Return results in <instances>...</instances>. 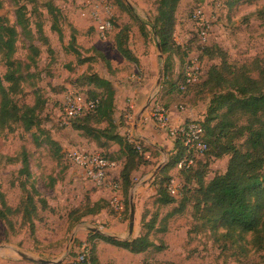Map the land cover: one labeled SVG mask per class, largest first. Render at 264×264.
I'll return each instance as SVG.
<instances>
[{
    "label": "rangeland",
    "instance_id": "1",
    "mask_svg": "<svg viewBox=\"0 0 264 264\" xmlns=\"http://www.w3.org/2000/svg\"><path fill=\"white\" fill-rule=\"evenodd\" d=\"M95 1L104 2L112 15L113 29L105 42L97 38L88 14L87 4ZM122 1L131 12L121 9L115 0H17L19 6L27 8L30 29L34 34L32 45L40 49L37 66L28 71L33 76L25 79L21 85L19 102L33 105L37 100L33 92L39 90L45 102L41 113L42 128L57 141L60 149L55 156L48 145H38L44 140V135L39 136L40 143H36L30 133L21 128L16 127L12 133L5 131L0 134V188L8 204L15 207L20 198L25 196L24 191L18 187L20 179L17 172L20 164L17 161H7L8 158H17L23 149L29 155L31 178L48 202V207L38 212L33 235L26 227L18 230L14 236L8 235L5 232L6 227L0 222V264L20 261L19 253L68 264L77 256V247H73L78 242L75 231L88 217L71 226L67 215L80 205H92L91 203L96 202L93 194L97 192L102 195L99 202L103 204V211L100 213L117 216L125 225L126 232L128 230L129 206L125 213L116 212L109 205L108 192L90 187L82 171L73 167L66 158L69 151L86 149L116 160L118 168L113 172H120L122 169L120 153L117 151L115 155L111 154L117 150L116 146H112L109 153L101 151L94 143L73 131L71 122L67 126L61 125L63 98L68 91L100 98L94 87L81 82L84 76L93 73L111 81L115 87L117 98L114 120L119 126L118 131L126 140L131 133L133 139L146 143H140L143 148H149L146 165L133 174V184L129 192L128 204L132 200L135 209L134 229L129 239L144 232L140 223L142 218L145 222L154 219L155 227L150 233V240L161 251L152 249L137 257L140 258L139 261L132 263L264 264V249L254 251L252 245H248L246 248L250 251L246 257L235 255V249L222 252L213 244L208 230L197 228L198 222L193 219V202H185L183 199L185 194L189 195L196 188L195 180L187 182L188 171L178 173L174 168L171 169L167 176H177L181 185L179 194L172 197L174 202L169 206L158 207L154 204L159 181L157 177L173 156L174 143L157 129L150 117L152 106L159 104L168 110L175 107L178 111V107L183 106L186 111H193L194 116L191 119H204L210 95L198 85L192 87L182 99L177 92L185 70L195 63L199 68L200 82L205 80L209 68L220 64L218 59L203 55L206 48L219 47L226 53L227 60L236 65L249 64L256 58L262 59L264 0L253 3L250 0H181L172 32V43L177 49L175 53L168 55L171 72L165 76L163 67L167 55H163L161 51L162 58L159 57L157 37L151 27L156 14V0ZM49 3L59 10L60 34L52 29L53 19L46 10ZM198 9L203 11L210 22L209 37L204 43L199 40L192 20L193 12ZM15 11L14 0H3L0 18H5L9 25L15 26ZM36 23L42 27L45 42L35 35ZM124 26L129 27L127 47L138 59L136 65L125 61L114 47L115 37ZM17 31L20 32V28L17 27ZM26 55L25 38L21 36L17 44L16 58L25 63ZM106 62L109 63V69ZM3 72L4 66L0 61V73ZM159 75L160 84L156 86ZM142 110L144 111L141 113ZM138 117L143 137L141 134L135 136L131 131ZM158 135L160 137L156 138ZM168 141L171 143L169 148L166 146ZM227 162L228 157L219 160L203 159L201 165L207 166L205 181L222 174ZM54 178L55 182L52 184L51 179ZM90 225L97 226V223L91 220ZM108 264L114 263L110 261Z\"/></svg>",
    "mask_w": 264,
    "mask_h": 264
},
{
    "label": "trees",
    "instance_id": "2",
    "mask_svg": "<svg viewBox=\"0 0 264 264\" xmlns=\"http://www.w3.org/2000/svg\"><path fill=\"white\" fill-rule=\"evenodd\" d=\"M180 1H155L156 14L151 27L163 55H167L163 67L164 76L171 72L168 55L175 53L177 49L172 43V32ZM250 1L253 3L257 0ZM115 2L124 11L131 12L122 0ZM14 4L15 26L9 25L5 18H0V61L4 66V72L0 73V134L5 131L12 133L17 127L30 133L36 143H40L39 136L44 135V140L38 145H48L56 156L60 149L59 145L42 128L41 113L45 102L39 90L33 92L37 98L33 105L19 102L21 85L25 79L33 76L29 75L28 71L37 66L40 49L32 45L34 34L30 29L26 6H19L17 0H14ZM2 5L3 0H0V9ZM46 10L53 19L52 29L60 34L59 10L52 3L46 5ZM17 27L20 28V32L17 31ZM128 31L129 27L124 26L118 32L114 47L125 61L136 65L138 59L127 47ZM35 35L46 41L39 23L35 25ZM21 36L26 42L25 63L16 58L17 44ZM203 55L210 59H218L220 64L212 65L204 81L187 86L185 91L179 89L184 81L183 75L177 92L182 99L192 87L198 85L210 95L204 119L196 120L203 129V140L207 144L204 159L219 160L228 157V162L225 171L215 175L208 182L205 181L207 166L201 165L202 160L191 169L183 171H188L187 182L195 180L196 185L192 193L187 196L185 194L183 199L185 202L189 200L193 202V219L198 222L197 228L208 230L209 237L220 251L235 249V255L246 257L250 251L246 248L248 245H252L254 251L264 249V56L262 59L256 58L249 64L236 65L227 60L226 53L219 47L206 48ZM106 63L109 69V63ZM81 82L94 87L100 98L89 97L99 100L95 111L73 119L71 129L94 143L101 151L109 153L112 146L119 148L118 152L123 160L119 175L120 195L124 206L122 213H125L129 206L128 197L133 184V174L146 165L145 159L149 157L147 155L149 148H143L140 144L142 142L136 139L129 143L120 135L119 126L114 120L116 90L111 81L93 73L84 76ZM136 146H141L142 150L138 151ZM173 151V156L157 177L159 181L154 204L158 207H166L174 202L166 190V183L170 179L167 174L183 155V149L179 143H174ZM105 158L117 162L111 157ZM7 161L10 163L17 161L20 164L17 172L20 179L18 187L24 191L25 196H22L13 207L8 204L0 188V222L6 227L5 232L8 235L14 236L24 227L33 235L38 212L45 210L48 202L42 197L31 178L29 155L26 150L20 151L17 158H8ZM51 182L54 184L55 178L51 179ZM91 204L80 205L69 211L67 219L71 226H75L86 217L97 215L103 209V204L99 201ZM140 223L144 232L123 242L103 235L90 234L87 241L90 242L94 264H98L94 255V239L124 249L132 255H142L152 249L156 252L161 251L160 247L150 240L155 220L145 222L142 218ZM74 260L75 257L68 264H73Z\"/></svg>",
    "mask_w": 264,
    "mask_h": 264
},
{
    "label": "built area",
    "instance_id": "3",
    "mask_svg": "<svg viewBox=\"0 0 264 264\" xmlns=\"http://www.w3.org/2000/svg\"><path fill=\"white\" fill-rule=\"evenodd\" d=\"M88 14L93 23L97 38L105 42L112 32L110 9L104 2H89ZM192 20L195 23L197 36L201 43L207 41L209 37L210 22L198 9L192 14ZM198 66L187 67L184 73V81L180 85V90L185 91L187 86L198 83ZM134 78V77H133ZM98 99H91L86 95L75 91H68L63 98L62 123L67 126L73 119L92 113L98 105ZM132 108V106L130 107ZM175 108L178 113L186 110L183 106ZM150 117L157 129H159L173 143H179L183 149V155L175 164L174 170L178 173L189 170L199 161L204 159L207 151V144L203 140V129L200 124L191 118H181L173 120L172 111L165 109L162 105L155 104L150 110ZM129 143L133 142L132 134L127 138ZM141 151L140 146H136ZM67 158L73 167L82 171L86 180L92 187L103 189L108 192L109 205L118 213L124 211L122 197L120 195V181L114 178L111 172L118 168V163L110 161L103 154L86 149L72 150L68 152ZM181 185L177 176H171L166 185V190L171 197H177ZM76 258L73 264H94L91 257L90 245L85 241L78 245Z\"/></svg>",
    "mask_w": 264,
    "mask_h": 264
},
{
    "label": "crops",
    "instance_id": "4",
    "mask_svg": "<svg viewBox=\"0 0 264 264\" xmlns=\"http://www.w3.org/2000/svg\"><path fill=\"white\" fill-rule=\"evenodd\" d=\"M116 98H117V93H116ZM170 110L172 111L173 120H177V119H181V118H185V117L191 118L192 116H194L193 111H185L183 113H178L175 110V107L170 108ZM140 122L141 121H140V117H139L134 122V125L132 126L131 131L135 136L141 134L142 135L141 137H143V132H141L142 127L139 125ZM119 133H120V131H119ZM120 135L123 136L121 133H120ZM159 137H160V135L156 136V138H159ZM144 144H146V143L144 142ZM170 144L171 143L169 141L166 142V146L168 148H169ZM154 147H156V146H154ZM118 149L119 148L117 147V150L114 153H116L118 151ZM158 149H160V148H158ZM160 151L162 152L161 149H160ZM111 173L113 176H115L119 179L120 172H111ZM85 180H86V178H85ZM119 181H120V179H119ZM86 183L89 184L90 187H92L91 184L87 180H86ZM120 183H121V181H120ZM93 196L96 197V199L94 198L96 202H98L100 200V197H102V195L99 192L93 194ZM129 207H130V203H129ZM101 211H103V209ZM100 212L97 215H94L95 217L93 216V218H90L91 216H89L88 218L86 217L87 221L85 220L82 224H80L79 228L76 229L75 238L78 239V242L73 245L74 248L77 247V249H78V245L81 242L86 241L88 244H90V242L87 241L90 234L103 235L105 237H108V238H111L113 240L120 241V242L129 240V238L127 239L128 230L126 232L125 225L121 221L118 220L117 216H111L110 214H106L105 212H103V213H100ZM91 220H93V222L97 223V226L90 225ZM99 223H100V225H99ZM101 224H103L105 226H101ZM94 230L97 232H95ZM72 243H73V240H72ZM93 244H94V255H95V258L97 259L98 264H108L110 261H113L114 264H134L132 262L137 261V260L139 261L140 258H137V257L141 256V255H132L124 249H121L119 247L107 244V243H105L101 240H98V239H94ZM14 264H34V263H30V262H27V261H24L21 259L20 261H15Z\"/></svg>",
    "mask_w": 264,
    "mask_h": 264
},
{
    "label": "water",
    "instance_id": "5",
    "mask_svg": "<svg viewBox=\"0 0 264 264\" xmlns=\"http://www.w3.org/2000/svg\"><path fill=\"white\" fill-rule=\"evenodd\" d=\"M157 50L159 52V57L162 58V54H161V48L159 46V44L157 43ZM160 80H161V75H159V78L156 82V86H158L160 84ZM144 110L141 111V113ZM139 118V117H138ZM137 118V119H138ZM134 221H135V209H134V205L132 200H130V207H129V221H128V237H131L133 234V229H134ZM95 231V230H94ZM97 232V231H95ZM19 256L22 260L30 262V263H34V264H60V261L58 262H52V261H48V260H42V259H38L35 258L33 256H29L26 253H19Z\"/></svg>",
    "mask_w": 264,
    "mask_h": 264
}]
</instances>
